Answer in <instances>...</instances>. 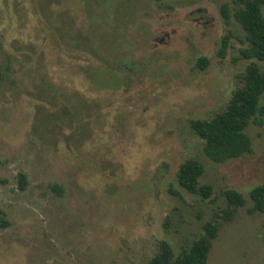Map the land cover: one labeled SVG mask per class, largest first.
I'll list each match as a JSON object with an SVG mask.
<instances>
[{"label":"rangeland","instance_id":"1","mask_svg":"<svg viewBox=\"0 0 264 264\" xmlns=\"http://www.w3.org/2000/svg\"><path fill=\"white\" fill-rule=\"evenodd\" d=\"M98 1L0 0V264H150L162 241L178 254L197 238L229 189L246 202L206 264H264V212L248 213L264 125L224 163L190 127L226 109L252 61L232 0ZM187 160L211 200L178 185Z\"/></svg>","mask_w":264,"mask_h":264},{"label":"trees","instance_id":"2","mask_svg":"<svg viewBox=\"0 0 264 264\" xmlns=\"http://www.w3.org/2000/svg\"><path fill=\"white\" fill-rule=\"evenodd\" d=\"M100 2H103L100 1ZM98 1V4H100ZM232 14L245 33L247 47L241 50L244 59L252 60L243 75L242 87L236 90L226 109L211 119L192 120L190 127L204 143V153L214 163H224L252 151V141L245 129L252 123L264 125V105L260 100L264 95V70L255 62H264V0H232ZM223 15L228 18L231 11L223 7ZM225 39L221 55L227 50ZM125 65L130 61L125 60ZM208 65L206 58H199L196 66L205 70ZM2 74L0 72V80ZM204 165L196 160H187L181 164L177 182L185 192L198 196L201 200H211L214 189L209 184H201ZM18 185L24 189L27 185L26 176L18 175ZM222 195L226 207L221 209L214 218L204 223L201 233L190 244L184 246L180 253L175 254L171 245L162 241L159 252L150 264H206L213 242L218 236L221 222L232 221L239 208L245 205L243 195L235 190H224ZM252 206L248 213L264 212V183L255 186L249 193ZM9 222L0 211V228H6Z\"/></svg>","mask_w":264,"mask_h":264}]
</instances>
